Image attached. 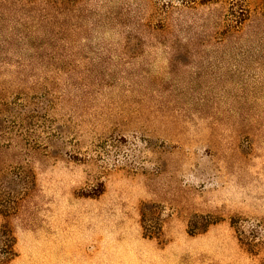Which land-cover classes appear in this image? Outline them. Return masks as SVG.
<instances>
[{"label": "rangeland", "instance_id": "1", "mask_svg": "<svg viewBox=\"0 0 264 264\" xmlns=\"http://www.w3.org/2000/svg\"><path fill=\"white\" fill-rule=\"evenodd\" d=\"M0 264H264V0H0Z\"/></svg>", "mask_w": 264, "mask_h": 264}]
</instances>
